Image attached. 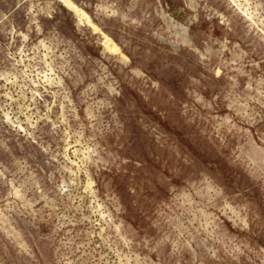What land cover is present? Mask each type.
I'll return each instance as SVG.
<instances>
[{
	"label": "rangeland",
	"instance_id": "rangeland-1",
	"mask_svg": "<svg viewBox=\"0 0 264 264\" xmlns=\"http://www.w3.org/2000/svg\"><path fill=\"white\" fill-rule=\"evenodd\" d=\"M72 1L0 0V264H264V0Z\"/></svg>",
	"mask_w": 264,
	"mask_h": 264
},
{
	"label": "bare ground",
	"instance_id": "bare-ground-1",
	"mask_svg": "<svg viewBox=\"0 0 264 264\" xmlns=\"http://www.w3.org/2000/svg\"><path fill=\"white\" fill-rule=\"evenodd\" d=\"M69 11L73 12L75 16L78 18L79 22L82 25H88L90 27H94L97 32H101L100 29L91 21L90 16L81 9L75 2L72 0H59ZM104 34V33H103ZM105 46L107 49L110 50H117L118 45L113 42L112 39H110L108 36H105ZM10 221V220H9ZM10 224V223H9ZM120 229V228H119ZM119 231V230H118ZM16 233V232H15ZM24 246V245H23Z\"/></svg>",
	"mask_w": 264,
	"mask_h": 264
}]
</instances>
